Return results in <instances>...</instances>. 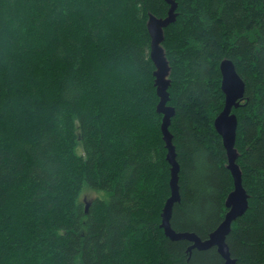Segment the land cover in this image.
Here are the masks:
<instances>
[{"label":"trees","instance_id":"1","mask_svg":"<svg viewBox=\"0 0 264 264\" xmlns=\"http://www.w3.org/2000/svg\"><path fill=\"white\" fill-rule=\"evenodd\" d=\"M163 48L181 202L171 225L206 240L234 190L215 119L220 64L246 84L237 164L249 200L227 238L264 264V0H175ZM165 0H0V264H224L161 228L171 166L151 59ZM88 188L104 199L81 202Z\"/></svg>","mask_w":264,"mask_h":264},{"label":"water","instance_id":"2","mask_svg":"<svg viewBox=\"0 0 264 264\" xmlns=\"http://www.w3.org/2000/svg\"><path fill=\"white\" fill-rule=\"evenodd\" d=\"M165 2L170 6L167 17L157 18L154 15H150L147 23L148 32L151 37L150 56L156 67L154 72L155 87L160 99L157 112L163 115L161 130L168 151L166 159L171 166V196L167 200L162 212L161 228L165 231L166 237L172 241H188L191 244L188 249L189 253H192L193 250L207 251L216 248L220 256L224 259V264H237V260L232 258L227 244V238L232 231L233 224L247 213L250 196L243 186L242 173L237 164L238 152L235 146L238 119L236 114L233 113V110L239 108L241 101L244 100L246 84L238 74L236 66L231 60L226 59L221 62V89L225 95V106L223 111L215 119L214 125L217 133L222 138L228 158V169L234 180V190L228 195L225 202L228 210L225 219L206 240H202L196 234L178 233L171 225L173 208L175 204L181 202L179 186L180 165L177 161L173 136L170 133L171 121L176 111L173 107L168 106L170 101L171 68L163 48L165 30L177 21L178 3L175 0H165Z\"/></svg>","mask_w":264,"mask_h":264},{"label":"rangeland","instance_id":"3","mask_svg":"<svg viewBox=\"0 0 264 264\" xmlns=\"http://www.w3.org/2000/svg\"><path fill=\"white\" fill-rule=\"evenodd\" d=\"M106 195L103 192H95L88 188H85L82 196H81V202H83L85 205H88L91 203L92 200L99 198L104 199Z\"/></svg>","mask_w":264,"mask_h":264}]
</instances>
